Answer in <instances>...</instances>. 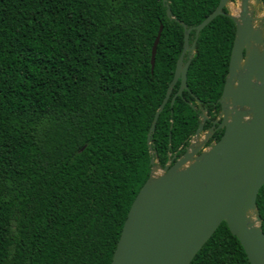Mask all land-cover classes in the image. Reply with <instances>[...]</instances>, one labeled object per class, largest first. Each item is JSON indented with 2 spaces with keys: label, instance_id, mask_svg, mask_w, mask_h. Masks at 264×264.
I'll list each match as a JSON object with an SVG mask.
<instances>
[{
  "label": "trees",
  "instance_id": "trees-1",
  "mask_svg": "<svg viewBox=\"0 0 264 264\" xmlns=\"http://www.w3.org/2000/svg\"><path fill=\"white\" fill-rule=\"evenodd\" d=\"M218 2L0 0V264H111L150 161L164 168L185 152L201 108L203 131L215 129L235 35L223 13L200 31L187 89L171 106L177 81L149 133L183 26ZM256 207L264 233V185ZM190 264L250 263L223 222Z\"/></svg>",
  "mask_w": 264,
  "mask_h": 264
},
{
  "label": "water",
  "instance_id": "water-1",
  "mask_svg": "<svg viewBox=\"0 0 264 264\" xmlns=\"http://www.w3.org/2000/svg\"><path fill=\"white\" fill-rule=\"evenodd\" d=\"M227 2L219 0L197 26H183V48L149 133L177 81L180 85L171 106L187 89V70L196 44L189 43L190 31L194 29L198 35L223 13ZM249 2L241 0L239 20H235L228 72L218 99L222 119L215 120V129L197 143L207 120L206 113L201 114L195 138L173 164L169 160L160 168L150 161V176L129 208L111 264H190L223 222L249 263L264 264V233L256 207L258 191L264 185V36L253 27ZM166 16L171 17L168 8ZM161 31L160 25L151 49V70ZM185 54L188 59L184 62ZM217 130H222L219 140L200 152ZM159 168L163 174L152 176Z\"/></svg>",
  "mask_w": 264,
  "mask_h": 264
},
{
  "label": "rangeland",
  "instance_id": "rangeland-1",
  "mask_svg": "<svg viewBox=\"0 0 264 264\" xmlns=\"http://www.w3.org/2000/svg\"><path fill=\"white\" fill-rule=\"evenodd\" d=\"M239 5H240V0H234L231 3L227 4V9H228V13L229 14H233L236 15V13L239 11ZM248 11H249V15L252 17L253 19V27L255 29H258L259 32H261V35L264 36V9L262 7V4L260 3L259 0H251L249 2V6L247 7ZM202 114H205V110L203 108H201ZM221 112L220 111L217 115H216V120L217 119H222L221 118ZM213 129H208L207 131H203L202 133H200V135H198L197 137V143H200V141H202L205 136H207V133H209L210 131H212ZM195 138V135L192 136V138L190 139L189 143H191L192 139ZM204 141V140H203ZM202 141V142H203ZM214 142V141H213ZM190 146V145H189ZM210 146L209 144V140L204 144V147L200 150V152L202 150H206L208 147ZM176 160V159H175ZM173 163H170V165ZM159 170V175L163 174V170L162 169H158ZM252 214V213H251ZM255 217V215L253 216V218Z\"/></svg>",
  "mask_w": 264,
  "mask_h": 264
},
{
  "label": "flooded vegetation",
  "instance_id": "flooded-vegetation-1",
  "mask_svg": "<svg viewBox=\"0 0 264 264\" xmlns=\"http://www.w3.org/2000/svg\"><path fill=\"white\" fill-rule=\"evenodd\" d=\"M232 1H234V0H228V2L226 3V6L223 8V14H225V15H227L228 17H230V19H232V22L234 23V26H235V20H239L238 18H239V14H240V11H241V0H240V5H239V11L236 13V15H233V14H229L228 13V9H227V4L228 3H231ZM251 1V0H250ZM252 18V17H251ZM252 23H253V21H252ZM189 28H192V27H189ZM194 29H192L191 31H190V33L193 31ZM235 30H236V27H235ZM190 33H189V35H190ZM199 35V34H198ZM198 35H196L195 34V30H194V39H193V41H191V43H193L194 41H196V39H197V36ZM235 36V35H234ZM190 39V38H189ZM264 40V39H263ZM191 43H190V45H191ZM185 55H187V54H185ZM188 56V55H187ZM216 120V119H215ZM214 120V121H215ZM221 119H219V121H220ZM213 128V127H212Z\"/></svg>",
  "mask_w": 264,
  "mask_h": 264
},
{
  "label": "bare ground",
  "instance_id": "bare-ground-1",
  "mask_svg": "<svg viewBox=\"0 0 264 264\" xmlns=\"http://www.w3.org/2000/svg\"><path fill=\"white\" fill-rule=\"evenodd\" d=\"M158 172H159V170H157V169H154V170H153V173H152V176H155V175H157V174H158Z\"/></svg>",
  "mask_w": 264,
  "mask_h": 264
}]
</instances>
